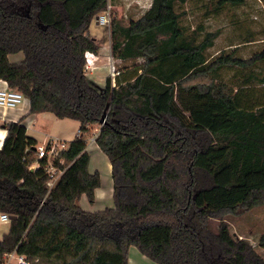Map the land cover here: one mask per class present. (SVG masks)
Instances as JSON below:
<instances>
[{"label": "trees", "instance_id": "obj_1", "mask_svg": "<svg viewBox=\"0 0 264 264\" xmlns=\"http://www.w3.org/2000/svg\"><path fill=\"white\" fill-rule=\"evenodd\" d=\"M111 0H0V80L30 100V112L80 123L53 164L22 122H7L0 147V213L16 216L0 241V264L17 252L29 264H129L131 247L156 264H264L226 215L264 205V103L254 70L233 83L226 69L264 60L235 51L208 56L220 31L188 30V0H152L138 19L110 15L112 56L135 62L101 88L86 74L100 46L90 28ZM215 10L246 0H216ZM23 53L13 63L9 56ZM106 119V120H105ZM105 122L103 123V121ZM112 166L114 206L90 212L100 172H90L88 138ZM36 169H32L34 163ZM220 220L218 231L209 226ZM264 249V234L257 243Z\"/></svg>", "mask_w": 264, "mask_h": 264}, {"label": "rangeland", "instance_id": "obj_2", "mask_svg": "<svg viewBox=\"0 0 264 264\" xmlns=\"http://www.w3.org/2000/svg\"><path fill=\"white\" fill-rule=\"evenodd\" d=\"M137 0H111V8L108 13L113 12L118 17L125 19L138 18L142 11L137 6ZM216 0H188L184 5H179L178 10H185L187 15L181 18V24L188 30L192 31L199 26L204 28L202 35L207 31H220V36L216 39L215 44L208 50L209 57H215L222 51L230 53L235 51L236 56L249 59L255 54H260L264 50V0H246L242 6L227 5L222 9L215 10ZM110 23L100 26L99 29L93 27V34L103 39L99 40L103 44L106 52L110 50ZM19 58H24L23 53H16L10 55V61H18ZM135 62H121L116 61L110 57L109 68L111 77L112 67L115 66L116 71L131 67ZM114 64V65H113ZM254 70L259 78L264 77V60L257 65L246 69H226L223 71L224 79L233 83L234 77H241L249 70ZM116 77V76H115ZM255 96V101H262L264 103V84H259L255 81L252 88ZM50 129L52 134L60 135L66 138L63 142L69 145L71 141L76 139L79 131L80 123L73 119H59L55 115L50 114ZM99 127L95 126L94 130ZM99 128L97 129L98 133ZM96 133V132H95ZM94 135H90L88 142L93 143ZM53 160L54 156H48ZM93 160H96L94 153H92ZM99 171L103 180V188H108L112 183V175L105 168V164L100 163ZM225 221L228 222L231 232L235 238H247L256 246L258 252L264 257V249L258 247L257 243L262 234H264V205L257 207L249 212L240 215H226ZM220 220L211 219L209 226L214 232L218 231ZM242 236V237H240ZM137 249V248H135ZM137 252L140 251L137 249ZM154 264V262H152ZM132 264H143L134 261Z\"/></svg>", "mask_w": 264, "mask_h": 264}, {"label": "crops", "instance_id": "obj_3", "mask_svg": "<svg viewBox=\"0 0 264 264\" xmlns=\"http://www.w3.org/2000/svg\"><path fill=\"white\" fill-rule=\"evenodd\" d=\"M111 2V1H110ZM137 6L139 9H143L142 4H146L145 9L142 11L141 15L138 17L140 18L146 11H148L151 7L152 0H137ZM111 8V4L109 5V9ZM108 12V11H107ZM106 12H103L100 15H103ZM98 16L95 18L93 23L91 24V34L96 39V42L100 46V52L96 55V59L94 61V65L90 66L89 68H86V74L87 77L91 82L96 84L97 86L104 88L106 86V80L108 77H111L110 68H109V62L110 57L116 61H120L115 59L112 56V48L110 43V50L109 52H106L103 48V44L99 40L103 39L101 37H97L95 34H93V27H96V29H99L100 26H104L102 24H99L97 21ZM138 18H132V19H138ZM111 35V32H110ZM112 39V37L110 36ZM24 56V55H23ZM10 59V56H9ZM24 58H19L18 61H11L13 63L20 62ZM114 65V64H113ZM115 67V66H114ZM113 85H115V77H112ZM3 81V80H2ZM30 100L27 98L25 101H23L18 107L16 108H4L0 107V147L3 146L6 137H7V130L3 127L5 123L7 122H22L26 128H27V135L31 138H34L37 141V149L38 147H44L50 149L52 146H55L57 150H63L67 148V145L64 144V140L66 138H63L60 135H54L53 132L48 129L50 126V114L48 112H43L39 114H32L30 112ZM57 118V117H56ZM80 128V127H79ZM97 127L95 131H93V143L90 144L88 142V151L90 153V164L89 169L91 173H94L96 171H99L100 163L105 164V168L108 172L112 175V166L107 158V156L99 149L98 145L96 144V135L97 133ZM96 132V133H95ZM99 132V130H98ZM64 144V145H63ZM92 153H94L96 160H93ZM113 193H114V184L113 179L111 185L104 189L103 188V180L101 187L96 189V200L93 204H90L87 197L83 196L80 205L81 207L90 212H96L100 210H104L107 207H113L114 206V200H113ZM10 223L2 222L0 220V241L2 240L3 236L9 231ZM242 237V236H240ZM133 258L134 261L140 262L143 264H153L150 259H148L146 256L142 255L141 253L137 252V249L135 247H131L129 251V264H131V259ZM156 264V263H154Z\"/></svg>", "mask_w": 264, "mask_h": 264}, {"label": "built area", "instance_id": "obj_4", "mask_svg": "<svg viewBox=\"0 0 264 264\" xmlns=\"http://www.w3.org/2000/svg\"><path fill=\"white\" fill-rule=\"evenodd\" d=\"M97 21L99 24L102 25H106L110 23L109 13L106 12L103 15L98 16ZM85 56L87 61L86 68L93 66L94 61L96 59V55L94 53L87 52ZM112 72H113L112 73L113 77H115L118 74V71H116L115 67H112ZM26 99L27 97H25L23 93H21L18 90L10 89L6 81L0 80V107L16 108ZM37 151H38V159H42L44 157H47L49 159V163L46 166V171L50 176V179L47 185L50 189H52L59 181L63 171L58 169L53 164V160H50L48 156L55 155L54 158H56L59 153V150H57L55 146H52L50 149L44 147H38ZM37 167H38V163L36 162L32 165L31 168L36 169ZM0 220L2 222L11 223V216L5 213H0ZM5 264H29V261L25 256L20 255L17 252H12L5 255Z\"/></svg>", "mask_w": 264, "mask_h": 264}, {"label": "water", "instance_id": "obj_5", "mask_svg": "<svg viewBox=\"0 0 264 264\" xmlns=\"http://www.w3.org/2000/svg\"><path fill=\"white\" fill-rule=\"evenodd\" d=\"M106 120V119H105ZM105 120L103 121V123L105 122ZM16 216H11V220L15 219Z\"/></svg>", "mask_w": 264, "mask_h": 264}, {"label": "bare ground", "instance_id": "obj_6", "mask_svg": "<svg viewBox=\"0 0 264 264\" xmlns=\"http://www.w3.org/2000/svg\"><path fill=\"white\" fill-rule=\"evenodd\" d=\"M134 262L133 258L131 259V264Z\"/></svg>", "mask_w": 264, "mask_h": 264}]
</instances>
